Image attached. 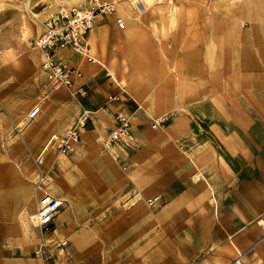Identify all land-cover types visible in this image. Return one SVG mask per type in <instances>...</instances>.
<instances>
[{
	"label": "crops",
	"instance_id": "crops-1",
	"mask_svg": "<svg viewBox=\"0 0 264 264\" xmlns=\"http://www.w3.org/2000/svg\"><path fill=\"white\" fill-rule=\"evenodd\" d=\"M14 1L0 5V264H41L31 253L42 235L30 220L41 189L66 201L43 237L67 241L53 264L264 262V19H250L231 38L221 21L217 32H204V18L195 37L178 43L186 46L168 73L138 24L129 18L119 27L121 17L102 16L84 36L94 61L60 49L81 75L69 89H52L28 40L60 1L26 0L41 7L29 17ZM175 8H160V18L173 20ZM163 10L173 17L164 20ZM109 95L118 98L107 102ZM119 109L131 118L129 140L105 149ZM80 110L88 117L81 141L55 163L44 147ZM162 115L167 121L151 128ZM19 124L18 134L5 135ZM40 171L53 173L43 185ZM155 196L160 205L145 203Z\"/></svg>",
	"mask_w": 264,
	"mask_h": 264
},
{
	"label": "built area",
	"instance_id": "built-area-1",
	"mask_svg": "<svg viewBox=\"0 0 264 264\" xmlns=\"http://www.w3.org/2000/svg\"><path fill=\"white\" fill-rule=\"evenodd\" d=\"M117 0H85L82 6L72 5L69 8H60L50 15L43 22V31L30 44L40 50L42 54V62L40 69L45 74L50 87L56 89L64 87L69 89L74 83V77L81 75L80 71L66 66L58 56V51L62 48H71L77 53L86 57L87 60L93 61L88 50L84 45V36L99 23L102 16L111 15L115 12ZM119 27L124 26L122 18H117ZM77 92L82 94L85 92L83 87H78ZM116 95H109L107 102L117 100ZM39 110V106L33 107L26 115V118L33 119ZM108 112L107 104L102 109ZM116 121L115 127L109 132L108 136L102 140L105 149L112 143H127L130 137L131 118L124 113L122 109L114 113ZM168 119L167 115H162L152 119L150 126L153 129L161 127ZM88 117L84 110H80L73 122L59 136L52 137L44 147L47 151L51 149L55 154L54 162L57 163L59 158L71 154L81 141V134L87 128ZM44 154L34 158L37 165L43 162ZM48 172L39 173L38 184L46 181ZM66 204L65 199L55 196L50 192L41 189L36 195V207L30 215V220L40 230L45 233L53 230L54 220ZM146 204L150 206L160 205V197L155 196L146 200ZM264 226V221H261ZM34 249L33 254L41 264H53L52 254L47 250L45 238ZM67 241L65 239L59 241L57 246L63 248ZM234 264H242L238 260H234Z\"/></svg>",
	"mask_w": 264,
	"mask_h": 264
},
{
	"label": "rangeland",
	"instance_id": "rangeland-1",
	"mask_svg": "<svg viewBox=\"0 0 264 264\" xmlns=\"http://www.w3.org/2000/svg\"><path fill=\"white\" fill-rule=\"evenodd\" d=\"M1 1L2 2L0 3V5H4L3 7H5L6 5H8L6 4V1H11V0H1ZM45 1L48 2V0ZM59 1H60L59 5H57L56 8L50 14L44 16L43 22L55 11H57L58 7L60 9V8H69L75 4L78 5L77 3H72L70 0H59ZM146 1L147 0H117L116 9L114 14H112V17L114 18V20L117 17H121L124 20L126 26H128L129 18L131 20L138 18L139 20L138 29L141 32H145L147 34V39H145L143 36L140 37H143V39L146 40L145 44L146 43L151 44L149 55L150 56L152 55L153 58L155 56V58H157L159 61L157 63L159 67H161L162 65L163 68L166 69V71L168 70L167 71L168 73H170V70L172 69H178L176 65L171 67L172 55L174 53H177L176 52L177 50H179V52L177 53L179 55L182 49H184L186 46V45L184 46L179 45L178 43H182V40L186 37H195V33L197 32L196 28H199V31H201L203 25L205 24V22L203 21L204 18H206L208 21L206 23L207 25H204L207 26V30L204 29L203 30L204 32H208L212 30L217 32L218 30L214 28L218 27L217 26L218 23H216V26H214V23L221 21L222 23H225L224 32L226 33L227 36H230L231 38L238 31L239 27L242 25H246L250 19L256 16L258 17V19L259 18L264 19V0H253V1L251 0H161L160 2H156V0H152L151 2H153V4L150 3V6L145 8L142 5H144L143 3H145ZM30 2L31 1L26 3V0L14 1L15 7L19 11H21L23 17H25L24 14H27L29 17L31 11L38 12L41 9V7L38 6L35 8L29 7ZM163 7L170 9L176 7L174 9L175 17L173 20L168 21L166 19L169 18H165L164 20L166 21H163L162 18H160L159 9ZM119 8L121 10H119ZM31 23H37V22L35 20L34 22ZM3 25L8 26L9 22L4 21ZM42 31H43V24H42ZM39 35L32 37L28 40L29 47L35 48L33 47V45L30 44V42L31 40L37 38ZM172 43L173 44L176 43V46L172 45ZM122 60L125 70L128 69L127 66H130V68L132 67V61L127 56H123ZM151 65L155 66L156 63L152 62ZM152 75H154V72ZM59 88H64V87H59ZM27 121L30 120L25 117L24 122L26 123ZM21 125L19 127H14L13 129H10L8 131H4L5 135L18 134L20 128L22 127ZM4 128H5L4 126L0 125V135L3 133L2 130ZM3 145H6V142H3ZM52 176L53 173L49 172L47 174L46 181L47 180L50 181ZM35 178L37 182L39 179V174L36 173ZM146 200H144L145 203ZM32 226L38 228L36 225H32ZM40 231L42 238L35 245V247L41 241H43L42 240L43 237H45V235L48 233V232L45 233L42 230ZM61 240L63 239H60L58 237L53 238L49 236H46L44 240L46 248L52 254L53 259L54 257L57 258V253H58L57 250H59L58 248H60L57 246V243ZM35 247L33 248L31 253L33 257H34L33 251ZM247 264H250L249 259L247 260ZM259 264H264V262L260 261Z\"/></svg>",
	"mask_w": 264,
	"mask_h": 264
},
{
	"label": "bare ground",
	"instance_id": "bare-ground-1",
	"mask_svg": "<svg viewBox=\"0 0 264 264\" xmlns=\"http://www.w3.org/2000/svg\"><path fill=\"white\" fill-rule=\"evenodd\" d=\"M73 1V3H77L78 5H76V6H81V5H83L84 3H85V0H72ZM152 0H147L145 3H143L144 5H142L143 7H145V8H147L148 6H150V3H152L151 2ZM118 8V7H117ZM123 8V7H122ZM57 9H59V7L57 8ZM162 9V8H161ZM119 10H121L120 8H119ZM162 17L165 19V18H167V17H172V12L170 11V10H163V12H162ZM138 17V16H137ZM130 22H133V24H134V27L137 25V24H139V20H138V18L137 19H132V20H130ZM133 27V28H134ZM130 31V33L128 34V37H130L131 38V36L132 37H134V30L133 29H131V30H129ZM36 48V47H35ZM38 49V48H37ZM93 61H94V59H93ZM235 260H238V261H240V256H238ZM230 264H234V261L233 262H231Z\"/></svg>",
	"mask_w": 264,
	"mask_h": 264
}]
</instances>
